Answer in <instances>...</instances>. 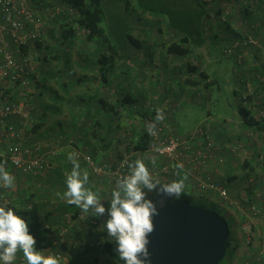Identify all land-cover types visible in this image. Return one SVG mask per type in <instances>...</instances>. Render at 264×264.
<instances>
[{
    "label": "crops",
    "instance_id": "1",
    "mask_svg": "<svg viewBox=\"0 0 264 264\" xmlns=\"http://www.w3.org/2000/svg\"><path fill=\"white\" fill-rule=\"evenodd\" d=\"M245 14L252 15L250 12ZM147 19L153 26L151 30H158L155 25L159 24V19ZM260 40L264 41V37ZM58 42L50 44L48 41V47H52L48 51L50 57L37 62L35 79L40 85L34 88L23 107L27 118H10L16 127L22 128L23 144L37 148L39 153H47L55 148L54 143L58 139L63 140L61 147L49 158L50 167L42 174L25 176L17 172L20 176L16 182L18 191L27 189L26 192L32 194V203L28 202L26 194L25 200L22 199L34 210L33 220L37 228L43 225L55 227L63 212L75 210V205L69 204L62 196L66 190V176L73 166L69 160L70 154L79 162L81 173L87 170L74 157V152H85L99 162L114 166L127 154V142H135L140 133L149 132V127L157 124L167 126L175 136L184 138L200 123L208 122L212 140L222 147L215 158L217 155L223 157L225 167L215 160L209 161L206 168L199 167L200 174L204 177L208 171L210 176L223 177L232 196L236 195L237 188L241 190L242 179L250 177L249 173L241 175V171H249V167L243 168L240 158L232 154L229 148L243 142L247 150L264 149L261 146L264 141L252 145L248 140L246 131L252 128L243 124L236 106L242 95L254 94L253 111L255 114L259 110L264 111V57L258 51L245 50L242 78L246 82L242 79L241 85L234 82L231 89L232 114L214 116L209 110L214 84L208 87L203 82L195 84L198 77L188 69V63L206 72L209 77L206 83L212 81V65L220 63L222 59L215 53L218 39L206 38L205 43L193 48L187 58L168 53L166 48L170 40L166 37L142 39L136 47L128 44L124 50L116 53H109L105 47L85 39H77L67 49L60 48ZM104 53L108 57L109 67L101 71L98 58ZM247 82H250L249 85ZM14 95L12 100L17 102V94ZM190 109L195 111V121L192 124L180 121L179 115ZM158 114L163 119L157 120ZM256 134L257 138L261 137L259 132ZM69 140L73 141L72 146L67 145ZM101 140L103 143H98ZM192 144L202 148L203 141L199 139ZM139 156L144 157L150 166L156 167L165 162L152 154ZM139 156H132L131 159ZM186 170L179 169L174 174L180 173V179L193 183L195 171ZM88 176L89 183L85 187L96 192L108 210L111 192L118 187L117 181L106 182L101 186L89 173ZM252 189L264 191V183ZM18 206L21 205L17 203ZM35 235L40 250H46L44 255L57 250L53 243L55 237L41 230L40 234L37 232ZM242 252L230 264H242L247 258ZM20 259L16 257L14 264ZM105 264H109L108 261Z\"/></svg>",
    "mask_w": 264,
    "mask_h": 264
},
{
    "label": "built area",
    "instance_id": "2",
    "mask_svg": "<svg viewBox=\"0 0 264 264\" xmlns=\"http://www.w3.org/2000/svg\"><path fill=\"white\" fill-rule=\"evenodd\" d=\"M203 1L215 4L212 8V16L208 12L209 25L229 26L237 32L234 47L241 46L243 50H247L249 45H259L262 42L258 40L257 35L264 34V25L262 26L264 0ZM54 10L56 8L47 4V0H0V164H3L5 169L10 168L25 176H36L48 169L50 167L49 158L61 147L63 141L58 139L54 143L55 148L47 153H39L37 148L23 144L22 128L16 127L10 121V118L15 116L17 119L27 118L23 107L34 90L33 78L36 77V65L39 58L38 53H40L35 42H42L48 27L47 20L54 16ZM69 12L72 20L78 17L77 11L69 10ZM245 12H257V16L252 18ZM75 29H77L76 39H85L86 31L79 26ZM47 40L44 38L43 43ZM230 51L227 48L222 50L225 54L223 56ZM239 60L243 61V56H240ZM14 94H17V102L12 100ZM246 97L247 94L239 98L243 105H245ZM256 114L255 118L258 122L264 120V111L259 110ZM209 130L208 122H202L193 132L181 138L175 136L172 129L167 126L157 124L151 132H148L150 143L145 151H127V154L114 166L99 162L85 152H74V157L82 162L89 175L101 186L106 182L118 181L128 175V164L133 162L131 157L141 154H152L165 160L156 167L150 166L148 161L144 162L151 176L160 180L170 175L173 181L176 179V174H174L176 171L186 170L189 167L186 171L196 173L193 179L195 182L190 184L199 196L203 195L210 201L218 202L223 211L222 217L225 219V216H228L232 219L233 241L238 249L236 254L242 252V249L244 252L241 254L247 255L242 264H262L264 262V191L253 190L252 187L264 183V171H262L264 149L247 150L243 142L229 148L231 153L239 157L241 161L247 157V160H251L250 162L254 163L255 167L259 165L256 167V175L250 174L244 182L247 188L252 189L251 193L239 190L240 197L246 196L247 199L242 200L239 196H232L229 193L223 177L210 176L211 173L208 171L204 177L200 174L199 167L206 168L209 161L215 160L225 167L223 157L217 155L215 158L216 153L222 147L212 140ZM246 135L252 145H256L252 140L255 141L257 134L249 130V132L246 131ZM199 139L203 141L202 148H197L192 144ZM72 143L73 141L69 140L67 145L72 146ZM139 157L144 160V157ZM139 157L137 159H141ZM241 172L243 175L249 171ZM177 183L186 182L179 179ZM0 189L6 194L4 196L0 193V205H11L13 190ZM243 201H247V204ZM101 204L105 207L103 214L94 213L91 207L85 213L75 205L74 211H65L61 214L60 222L55 227L43 225L45 232L55 237L53 243L57 247V250L48 255H55L60 260V264H105L107 261L109 264H122L104 254L106 241L113 239L107 237L106 230L101 231L109 219L106 205L103 202ZM17 264H26V262L18 261Z\"/></svg>",
    "mask_w": 264,
    "mask_h": 264
},
{
    "label": "trees",
    "instance_id": "3",
    "mask_svg": "<svg viewBox=\"0 0 264 264\" xmlns=\"http://www.w3.org/2000/svg\"><path fill=\"white\" fill-rule=\"evenodd\" d=\"M123 4L124 10L129 13L130 15H133V11L131 10V3L128 0H121ZM170 6L166 7L161 4V2L157 0H136L137 7L140 9L141 13H148L150 14V18L159 19L158 23L165 22L166 29L165 28H158L160 33H165L167 39L170 40L169 45L167 46L166 50L168 53L177 55L179 57L187 58L191 55L192 49L195 47H201L204 43L206 38H208V32L210 30L209 27V13L206 10L205 5L202 3L201 0H181L180 3L172 2ZM47 4L50 6L56 8L54 16L49 17L47 20L48 27L45 31V40L48 38L47 41L43 43L42 42H35V46L37 50L40 51L39 54V61H46L50 55H48V51H50L49 45H47L48 41L55 40L59 41V47L67 49L69 46H72L75 44L76 39V32L77 29L76 26H79V28H82L86 31L85 40L92 41L95 44L100 45L101 47H105V49L109 50V53H116L118 50L125 49L128 44H131V46H137L139 40L134 39V37L128 33V31H125V37H127L122 45H118L117 47H121L117 49V47L113 46L110 42L109 35L107 34V30L104 28L102 23L106 20L105 17V0H47ZM264 1L262 3V7H264ZM69 10L77 11L78 17L74 18L72 20V15L70 14ZM246 13V12H245ZM264 14V11H263ZM136 18L138 19V22H141V18L139 14ZM249 15V14H248ZM134 16V15H133ZM136 21V22H137ZM107 22V21H106ZM264 25V21H262V26ZM135 26V25H134ZM158 27V26H157ZM216 27V26H215ZM217 30L214 32V37H218V34L221 35L222 32L218 33L219 27H216ZM221 28V27H220ZM229 34L231 33L232 36L230 37V41L228 42V45L231 46V43L235 42V39L237 37V32H235L233 29H231L229 26L226 27ZM128 30L130 28H127ZM115 30V29H114ZM166 30V31H165ZM116 31V30H115ZM212 31V30H211ZM167 32V33H166ZM116 34H119L116 33ZM228 34V35H229ZM254 36H256L253 33ZM54 38V39H52ZM223 38L226 40L227 36H223ZM235 38V39H233ZM229 39V38H228ZM223 40L224 42H226ZM120 41V40H119ZM261 42V40H260ZM45 45L42 48V46ZM260 49V48H259ZM42 50V51H41ZM249 51H258V48H247ZM245 51V50H244ZM259 54V53H258ZM57 55V54H56ZM244 61V60H243ZM241 61V62H243ZM98 67L102 70H107L109 67V60L108 57L105 55L100 56L98 58ZM188 69L194 73L197 74L198 80L195 84L204 83L206 87L213 84V80L206 83V81L209 79L206 72L202 69H198L197 66H193L191 63H188ZM34 88H37L38 81H36L35 77L33 78ZM255 95H247L245 105L242 104L241 101H237V112L240 114V117L242 118V122L246 127L252 128L251 130L254 131L253 133H260L262 138L264 139V120L261 122H258L255 118L256 114L253 111L252 102L254 101ZM41 128V126H40ZM91 128L95 129V126H92ZM98 143H103V140H101ZM150 143V137L149 133L144 131L138 135V140L129 141L127 142L125 149L127 151L133 150L138 152H143L149 147ZM121 144H123L121 142ZM132 161H135L136 159H131ZM260 164V163H259ZM81 165L84 166L81 162ZM243 168L249 167V174L256 175L257 169L254 166V163L248 161L247 159H244L241 163ZM262 171H264V163L262 164ZM180 173H177L175 175V180H171L170 175L164 176V180H160L159 178H153L154 181H158L160 184L163 185H170L177 183V181L180 179ZM244 181H241V190L244 192L251 193L252 189L250 187L244 186ZM160 185H157V188L153 189L152 191H149L147 189H143V191L146 194V199H151L154 194L157 192L158 189H160ZM250 188V189H249ZM239 188H237V191H235L234 194L236 196H239ZM15 190V191H14ZM13 190V195H15V198H12L11 206L15 209V214L22 216L26 221L29 222V231L36 239V233L40 230H45L42 227H38L35 224V221L33 220L34 217V210L32 211L30 207H28V204L23 201L25 198V194L28 195V202H31L32 194L26 192L27 189L19 190L15 188ZM5 191L0 189V193H4ZM6 196V194H5ZM23 198V199H22ZM242 200H247L245 197H240ZM25 200V199H24ZM197 200L199 202V206L211 209V206H218L219 203L210 201L205 196L201 195L199 196V193L191 186L190 183H184L183 184V195L178 201L182 202H188L191 204H194ZM245 204H247V201H243ZM17 203L21 206H18ZM196 205V204H194ZM21 207V208H20ZM220 208V207H219ZM33 215V216H32ZM234 238V230L233 235L231 233L229 234V241L233 240ZM228 241V244H229ZM236 241V240H235ZM228 246V245H227ZM235 249H236V245ZM36 247L41 248L39 246L38 241L36 240ZM115 243L112 240H107L105 244V250L104 254L108 257L112 258L113 261H117L119 263L124 264L122 260L117 256V253L114 250ZM17 257H20L21 259L19 261H24L23 253L22 251L17 252ZM25 262V261H24Z\"/></svg>",
    "mask_w": 264,
    "mask_h": 264
},
{
    "label": "clouds",
    "instance_id": "4",
    "mask_svg": "<svg viewBox=\"0 0 264 264\" xmlns=\"http://www.w3.org/2000/svg\"><path fill=\"white\" fill-rule=\"evenodd\" d=\"M157 120L163 119L158 114ZM154 125L150 126L151 132ZM72 170L65 179L66 190L63 198L76 205L83 212L89 208L94 213L103 214L105 207L100 196L88 187L87 172L81 173L80 164L69 155ZM129 174L117 181L118 187L111 192L109 219L101 231L114 240L117 256L124 264H149L148 238L153 232L152 217L155 208L146 199L143 189L152 191L159 184L165 198L171 203L183 195V184H160L154 181L145 163L137 159L128 164ZM15 178L0 164V188L14 187ZM22 251L26 264H60L55 255H44L46 250L36 248V239L29 231V222L15 214V209L6 204L0 206V264H14L17 252Z\"/></svg>",
    "mask_w": 264,
    "mask_h": 264
},
{
    "label": "rangeland",
    "instance_id": "5",
    "mask_svg": "<svg viewBox=\"0 0 264 264\" xmlns=\"http://www.w3.org/2000/svg\"><path fill=\"white\" fill-rule=\"evenodd\" d=\"M131 3V10L133 11V15H130L131 12L127 13L124 8L121 0H105V17L106 20L102 23L104 28L107 30V34L109 35L110 42L113 46L117 47L118 45H122L127 37H125V31L127 30L129 34H131L134 39L141 41L142 39H157L159 37H166L165 33H160L159 30L156 28H151L153 26H150V22L148 21V17L150 14L148 13H141L140 9L137 7L136 0H128ZM161 2L163 6H170L173 4L172 2L180 3L181 0H157ZM202 3L205 5L207 12L211 13L212 16V8L215 7V4L213 2H204L201 0ZM135 14H139L141 18V22H138ZM257 14L255 12H252L251 17L255 18ZM262 18H264V14L262 13ZM107 21V22H106ZM137 21V22H136ZM212 21V20H211ZM165 22L159 23L155 26H158L157 28H165ZM135 25V26H134ZM215 24H210V30L208 32V38L218 39V45L215 47V53H217L218 57H222L221 62L218 64H213L211 71V77L213 79L214 86L213 91L214 93L211 94V101L209 110L210 113L214 116H230L232 114V94L231 89L234 86V82H238L239 85L242 84L241 79L246 82V79L244 80L243 77V68H242V62L239 60L240 56H243L245 54V51L241 46L234 47V43H231V46L228 45V42L230 41V37L232 34L226 30V27H219L218 33L222 32L221 35L218 34V37H214V32H216L217 28L214 27ZM127 28H130L129 30ZM116 31H115V30ZM167 30V29H166ZM165 30V31H166ZM212 30V31H211ZM119 34H116L118 33ZM167 33V32H166ZM229 34V35H228ZM223 36H227V39L225 40ZM230 36V37H229ZM264 37L263 35H257L258 40ZM229 38V39H228ZM54 39V38H52ZM235 39V38H233ZM120 40V41H119ZM225 40L226 42H224ZM55 40L49 41L50 44ZM228 41V42H227ZM258 48L259 54L264 57V41L259 43V45H249V48ZM121 47H117L119 49ZM214 48V47H213ZM230 49L231 51L227 53L226 56L222 50ZM260 48V49H259ZM250 52V51H249ZM244 60V57H243ZM260 79V78H259ZM264 80V79H263ZM250 83V82H249ZM247 82V84L249 85ZM244 86V85H243ZM193 114L195 115V111L190 109L189 111L180 114L179 119L180 121H187L188 124H192L195 119L193 117ZM261 135V134H260ZM262 137V136H261ZM259 137L257 140H252L254 143L257 141L263 142L264 140H261L262 138ZM260 144V143H259ZM261 146H264L261 145ZM143 162L146 160L140 159ZM14 178V187L10 188V190H14L17 186L16 182H18V179L20 176L17 175V172H15L12 169H6ZM157 178V177H155ZM164 180V178H162ZM15 191V190H14ZM15 198V195L13 196ZM195 201V200H193ZM194 204H199V202L196 200ZM213 211L222 216L223 211L216 205L211 206ZM71 211V209H69ZM227 220V224L230 230L231 235H233L234 230V224L232 222V219H230L228 216H225ZM238 249H235L234 241L230 240L229 244L227 246V251L224 260L221 264H230L231 261L235 260L237 257ZM19 251V250H18ZM17 257V254H16Z\"/></svg>",
    "mask_w": 264,
    "mask_h": 264
},
{
    "label": "water",
    "instance_id": "6",
    "mask_svg": "<svg viewBox=\"0 0 264 264\" xmlns=\"http://www.w3.org/2000/svg\"><path fill=\"white\" fill-rule=\"evenodd\" d=\"M150 200L155 214L148 238L149 264L222 263L230 234L222 216L188 202L170 203L162 188Z\"/></svg>",
    "mask_w": 264,
    "mask_h": 264
},
{
    "label": "flooded vegetation",
    "instance_id": "7",
    "mask_svg": "<svg viewBox=\"0 0 264 264\" xmlns=\"http://www.w3.org/2000/svg\"><path fill=\"white\" fill-rule=\"evenodd\" d=\"M226 220V219H225Z\"/></svg>",
    "mask_w": 264,
    "mask_h": 264
}]
</instances>
